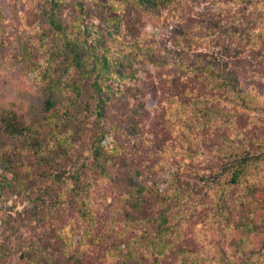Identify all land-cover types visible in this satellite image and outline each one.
<instances>
[{
	"label": "rangeland",
	"instance_id": "374dc122",
	"mask_svg": "<svg viewBox=\"0 0 264 264\" xmlns=\"http://www.w3.org/2000/svg\"><path fill=\"white\" fill-rule=\"evenodd\" d=\"M262 12L0 0V264H264Z\"/></svg>",
	"mask_w": 264,
	"mask_h": 264
},
{
	"label": "trees",
	"instance_id": "16d2710c",
	"mask_svg": "<svg viewBox=\"0 0 264 264\" xmlns=\"http://www.w3.org/2000/svg\"><path fill=\"white\" fill-rule=\"evenodd\" d=\"M159 1H163V0H159ZM143 2L147 3V4H155L156 3V0H143ZM259 19H262L264 17V12L262 13H259ZM262 40V41H261ZM257 41H260V43L258 45H255V43H253L254 47H257L258 50L260 51H264V39L263 38H258ZM48 105H52V103L50 101H47L46 102ZM10 114H8L5 118H4V122H5V129L6 131H8V133L10 134H14V133H19V134H22L26 128L18 125L17 123L15 122H11L9 120V116ZM12 118L15 119V115L12 116ZM16 120V119H15ZM237 172L234 174L235 178L237 177Z\"/></svg>",
	"mask_w": 264,
	"mask_h": 264
}]
</instances>
